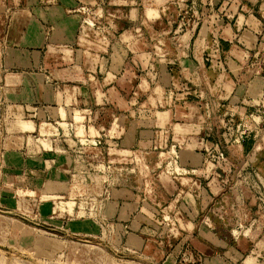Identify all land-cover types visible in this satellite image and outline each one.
Returning <instances> with one entry per match:
<instances>
[{
	"label": "crops",
	"instance_id": "crops-1",
	"mask_svg": "<svg viewBox=\"0 0 264 264\" xmlns=\"http://www.w3.org/2000/svg\"><path fill=\"white\" fill-rule=\"evenodd\" d=\"M94 24L108 25L97 44ZM0 79L38 104L73 106L97 130L115 127L117 155L177 150L179 174H158L148 194L135 181L114 200L128 237L161 247L158 264H264V228L228 234L255 209L235 208L248 195L229 189L234 164L211 157L223 135L250 151L264 126V0H0ZM112 103L130 107L102 123ZM251 152L245 165L261 168Z\"/></svg>",
	"mask_w": 264,
	"mask_h": 264
},
{
	"label": "rangeland",
	"instance_id": "rangeland-1",
	"mask_svg": "<svg viewBox=\"0 0 264 264\" xmlns=\"http://www.w3.org/2000/svg\"><path fill=\"white\" fill-rule=\"evenodd\" d=\"M194 5L184 12H192ZM91 29L88 38L97 44L108 25ZM96 44L93 52L99 50ZM147 73L139 72L144 78ZM2 84L0 79V264H158L152 255L161 256V247L148 246L147 235L144 242L129 238L117 220L114 200L118 190L135 186V181L148 194L158 174H179L177 150L151 156L148 149L133 147L117 155L121 136L115 127L97 130L92 119L91 131L84 130L81 124L89 119L73 106L38 104L33 93L25 98ZM127 106L112 103L101 122L115 108ZM244 137L239 136L240 144ZM208 138L218 140L216 133ZM252 138L261 151V168L245 165L255 148L233 147L237 137L232 141L223 135L211 152L218 168L234 164L228 169L229 189L248 195L235 200V208H243L248 199V207L255 209L252 216L242 210V219L228 232L232 239L264 228L263 125ZM155 157L163 162L158 170L153 168Z\"/></svg>",
	"mask_w": 264,
	"mask_h": 264
}]
</instances>
